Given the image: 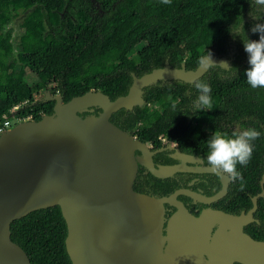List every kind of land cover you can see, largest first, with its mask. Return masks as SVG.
Segmentation results:
<instances>
[{
	"label": "trees",
	"instance_id": "16d2710c",
	"mask_svg": "<svg viewBox=\"0 0 264 264\" xmlns=\"http://www.w3.org/2000/svg\"><path fill=\"white\" fill-rule=\"evenodd\" d=\"M0 0V29L23 12L20 27L25 39L14 52L12 29L0 31V120L22 101L18 115L31 113L35 121L53 115L56 98L61 103L90 90L111 100L125 95L134 77L168 64L171 68L195 70L198 59L211 51L224 57L230 70L210 66L198 79L211 86L210 106L196 110L199 95L192 82L158 80L142 89V103L113 112L110 121L149 144L155 165L171 163L179 151L207 162V140L214 132L231 135L255 128L261 135L253 141L252 157L246 166L237 165L242 179L227 178L225 195L210 204L179 195L187 209L213 207L238 214L252 207V197L264 189V88H251L245 70L250 67L243 40L227 28L241 15L249 39H259L250 27L248 0ZM141 43L136 53L132 50ZM154 105H156L154 107ZM99 106L78 112L81 118L98 116ZM174 143V148L164 145ZM139 151H136V154ZM195 177L194 182L188 183ZM133 187L136 191L163 197L180 187L210 195L221 187L213 173L195 175L177 172L166 178L152 175L142 164ZM175 208L165 204L166 217ZM244 230L264 240V194L257 197L253 220ZM67 227L60 207L35 209L13 220L11 240L34 264H72L66 251ZM234 264H241L235 262Z\"/></svg>",
	"mask_w": 264,
	"mask_h": 264
},
{
	"label": "water",
	"instance_id": "95a60500",
	"mask_svg": "<svg viewBox=\"0 0 264 264\" xmlns=\"http://www.w3.org/2000/svg\"><path fill=\"white\" fill-rule=\"evenodd\" d=\"M212 60L227 62L224 57ZM205 70L200 65L185 70L165 64L134 77L125 95L111 100L90 90L63 103L56 98L55 116L19 123L2 133L0 264H34L11 240L10 224L52 205L60 207L65 219V247L72 264H264V240L244 231L264 189L252 197L247 212L207 208L195 215L177 196L210 204L225 195L227 176L209 165L189 167L187 156H180L178 164L155 166L147 144L110 121L120 108L141 104L144 87L166 79L192 82ZM90 106L102 112L81 118L78 112ZM139 164L160 178L177 171L215 173L221 188L213 195L180 188L155 197L133 187ZM165 204L175 208L166 222Z\"/></svg>",
	"mask_w": 264,
	"mask_h": 264
},
{
	"label": "clouds",
	"instance_id": "9594fccd",
	"mask_svg": "<svg viewBox=\"0 0 264 264\" xmlns=\"http://www.w3.org/2000/svg\"><path fill=\"white\" fill-rule=\"evenodd\" d=\"M168 4L170 0H161ZM251 5L250 15L257 20L250 27L252 33H258L259 39H249L244 28V21L241 15H237L234 23L228 28V33L235 39L239 36L243 40L244 51L247 53L250 67L245 70L246 82L253 88H264V0H248ZM201 68L207 69L210 66H220L226 70L231 68L227 62L219 64L212 60L211 51L207 50L206 55L198 59ZM193 85L199 95L194 101L196 110L205 109L210 106L211 86L198 78L193 80ZM261 135L255 128L248 127L233 132L230 136L220 132H214L207 140V162L211 170L216 173L225 174L230 180H240L241 172L237 165L246 166L252 157L253 141Z\"/></svg>",
	"mask_w": 264,
	"mask_h": 264
},
{
	"label": "flooded vegetation",
	"instance_id": "af4514ba",
	"mask_svg": "<svg viewBox=\"0 0 264 264\" xmlns=\"http://www.w3.org/2000/svg\"><path fill=\"white\" fill-rule=\"evenodd\" d=\"M163 143H164V145L165 144H167L168 145V147L169 148H174L175 146H176V144H174V143H167L166 142V140L164 139V141H162ZM149 144H147V146H148ZM149 147V149L154 153V151L151 149V146H148ZM135 155L136 156H141V153L139 152V153H137L136 154V152H135ZM152 156H153V154H152ZM180 156H187V158H185V164L187 165V166H189V167H193V166H202V165H204V164H201L200 163V160H199V158L198 157H196V156H193V155H190V154H181L179 151H176L173 155H172V157H173V161L171 162V163H161V164H158V165H155V166H160V165H169V164H178V163H180L181 161H182V158H179ZM153 159V158H152ZM154 163V162H153ZM205 166V165H204ZM139 167V166H138ZM146 168V167H145ZM177 172H187V173H191V174H195V175H200V174H203V173H210V172H198V171H177ZM177 172H175V173H177ZM138 173V172H137ZM175 173H173L172 175H174ZM213 174H215V173H213ZM172 175H170V176H172ZM217 175V174H216ZM225 175V174H224ZM170 176H168V177H170ZM226 176V175H225ZM160 178V177H159ZM166 178V177H165ZM194 180H195V177H193V179H191V181L188 183L189 185H191L193 182H194ZM221 182V181H220ZM180 188H187V189H190V190H192V191H195V190H193V189H191V188H189V187H180ZM180 188H177V189H180ZM221 188V187H220ZM176 190V189H175ZM174 190V191H175ZM220 190V189H219ZM219 190H217V191H219ZM216 191V192H217ZM195 192H198V193H201V194H203V192H202V190H200V188H198V190L197 191H195ZM216 192H214V193H212V194H210V195H213V194H215ZM180 195H184V194H180ZM203 195H205V194H203ZM184 196H187V195H184ZM179 197V195L177 196V198ZM187 197H189V196H187ZM191 198V197H190ZM179 199V198H178ZM179 200H181V199H179ZM194 200V199H193ZM182 201V200H181ZM196 201V200H195ZM217 201V200H216ZM183 202V201H182ZM215 202V201H214ZM201 203V202H200ZM212 203V202H211ZM184 204V203H183ZM185 205V204H184ZM165 206V205H164ZM207 208H213V207H209V206H206V207H202V206H200V209H195V211L196 212H198L197 214H195V215H199L201 212H203L205 209H207ZM213 209H217V208H213ZM175 210V209H174ZM173 210V211H174ZM221 210V209H220ZM249 210V209H248ZM247 210V211H248ZM172 211V212H173ZM246 211V212H247ZM172 212H170L169 213V215L166 217V215H165V222H166V220H167V218L171 215V213ZM242 212V211H241ZM240 212V213H241ZM244 212V211H243ZM239 214V213H238ZM250 223V222H249ZM246 226V225H245ZM216 227V226H215ZM214 227V228H215ZM245 231V230H244ZM165 232V230H163V233Z\"/></svg>",
	"mask_w": 264,
	"mask_h": 264
},
{
	"label": "rangeland",
	"instance_id": "374dc122",
	"mask_svg": "<svg viewBox=\"0 0 264 264\" xmlns=\"http://www.w3.org/2000/svg\"><path fill=\"white\" fill-rule=\"evenodd\" d=\"M73 3L71 0H68L67 1V5H66V8H65V11L67 13L70 12V10L73 9ZM24 15L23 12H20L19 14L17 15H14L12 18H11V22L8 26L0 29V31H4L5 29L7 28H11L12 29V43H13V47H14V52L15 53H18V51L20 50V46H19V43H21L22 40L25 39V36H24V32L22 30V28L20 27V23L22 21V16ZM141 48V43L136 45V47L132 50V53H136L137 50H139ZM156 105H154L155 107ZM15 120L13 119L12 120V123H14ZM150 146V145H148Z\"/></svg>",
	"mask_w": 264,
	"mask_h": 264
},
{
	"label": "built area",
	"instance_id": "2783aa9c",
	"mask_svg": "<svg viewBox=\"0 0 264 264\" xmlns=\"http://www.w3.org/2000/svg\"><path fill=\"white\" fill-rule=\"evenodd\" d=\"M26 104V101H22L18 104H15L12 106L7 113L2 115V119L0 120V135L6 131L11 130L13 127H15L19 123L32 121L33 115L31 113L27 115H18L17 111L23 107ZM15 120L14 123H12V120ZM133 138H136V136H133ZM162 141H164V138L160 137Z\"/></svg>",
	"mask_w": 264,
	"mask_h": 264
}]
</instances>
